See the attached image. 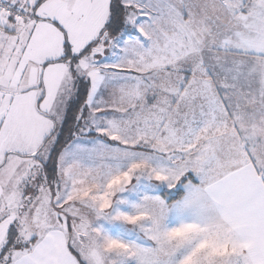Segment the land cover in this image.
<instances>
[{
	"label": "snow or ice",
	"instance_id": "obj_1",
	"mask_svg": "<svg viewBox=\"0 0 264 264\" xmlns=\"http://www.w3.org/2000/svg\"><path fill=\"white\" fill-rule=\"evenodd\" d=\"M0 264H264V0H0Z\"/></svg>",
	"mask_w": 264,
	"mask_h": 264
}]
</instances>
